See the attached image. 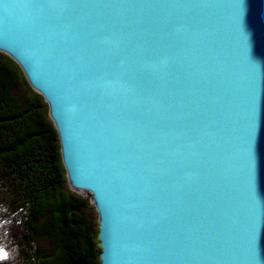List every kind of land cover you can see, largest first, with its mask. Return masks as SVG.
I'll return each instance as SVG.
<instances>
[{
  "label": "water",
  "instance_id": "water-1",
  "mask_svg": "<svg viewBox=\"0 0 264 264\" xmlns=\"http://www.w3.org/2000/svg\"><path fill=\"white\" fill-rule=\"evenodd\" d=\"M0 53L47 105L100 264H264V0H0Z\"/></svg>",
  "mask_w": 264,
  "mask_h": 264
},
{
  "label": "trees",
  "instance_id": "trees-1",
  "mask_svg": "<svg viewBox=\"0 0 264 264\" xmlns=\"http://www.w3.org/2000/svg\"><path fill=\"white\" fill-rule=\"evenodd\" d=\"M97 216L71 191L43 98L0 53V264H100Z\"/></svg>",
  "mask_w": 264,
  "mask_h": 264
},
{
  "label": "snow or ice",
  "instance_id": "snow-or-ice-1",
  "mask_svg": "<svg viewBox=\"0 0 264 264\" xmlns=\"http://www.w3.org/2000/svg\"><path fill=\"white\" fill-rule=\"evenodd\" d=\"M238 8L239 28L244 34V18L242 6ZM248 182L255 194L256 190L264 185V107L259 108L254 103L248 134ZM249 244L253 254L256 250L255 223L253 222L249 237Z\"/></svg>",
  "mask_w": 264,
  "mask_h": 264
}]
</instances>
